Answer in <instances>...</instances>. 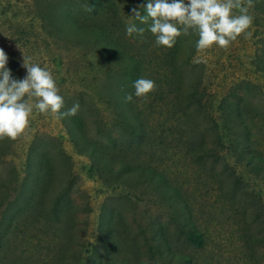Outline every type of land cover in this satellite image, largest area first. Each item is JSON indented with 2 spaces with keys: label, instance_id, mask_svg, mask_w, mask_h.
<instances>
[{
  "label": "rangeland",
  "instance_id": "374dc122",
  "mask_svg": "<svg viewBox=\"0 0 264 264\" xmlns=\"http://www.w3.org/2000/svg\"><path fill=\"white\" fill-rule=\"evenodd\" d=\"M262 1L253 0L252 25L227 48L189 46L187 68L200 75L205 89L203 107L191 111L196 125L186 126L179 114L173 115L167 104L171 98L156 101L157 107L141 115L151 132L136 154L134 137L121 125L119 99L109 94L128 84L124 62L87 31L97 19L132 55V36L122 29L132 20V0H110L95 18L82 0H0V48L9 57L12 77L26 76L23 61L50 71L64 100L60 111L78 103L73 116L80 119L75 124L66 116V126L56 114L34 109L17 139H0V181L5 184L0 200H13L23 187L19 201L8 205L6 216L20 212V220L9 231L3 227L0 264H264V170L248 165L235 151L220 110L226 97L244 106L256 154L264 159ZM135 2L146 6L147 0ZM243 3L247 6V0ZM65 13L75 14L81 35L63 25ZM177 27L184 38L197 34ZM236 94L240 100L229 97ZM76 128L81 131L72 136L69 129ZM93 145L114 163L156 169L177 190L183 207L175 197L162 198L139 175L131 174L124 184L97 175L89 154ZM43 158L51 168L27 174L28 162L36 165ZM55 203L64 209L57 219ZM161 229L172 256L160 253ZM188 229L202 235V246L190 243Z\"/></svg>",
  "mask_w": 264,
  "mask_h": 264
},
{
  "label": "trees",
  "instance_id": "16d2710c",
  "mask_svg": "<svg viewBox=\"0 0 264 264\" xmlns=\"http://www.w3.org/2000/svg\"><path fill=\"white\" fill-rule=\"evenodd\" d=\"M106 2L111 3L110 0H82V3L87 5L92 12V18L97 17L99 15L98 13L104 10ZM262 3L264 5L263 1ZM144 7L142 4L137 5L135 0H132V9H139L141 16L146 15ZM108 9H111L110 6ZM72 14L65 13V22L63 25H68L73 35H81L84 29L77 21L75 14L74 17ZM95 20L94 23L88 25V33L102 45L103 49H107L109 53L118 54L124 62V76L127 77L128 84L125 87H116V90L110 91L109 94L114 99H119L118 109L121 125L134 137L132 139V145L136 146V154L141 151L143 144H147L145 141L149 138L148 134L151 132H148L145 128V121L141 115L147 109L151 110L157 107L156 101L164 100L163 98L167 100L171 98L167 104L174 110L173 115L179 114L183 118V121L182 118L178 120L184 123V125L190 127L195 126L196 120L191 111L199 110L203 107L202 95L205 89L200 87V75L194 74L193 70L190 71L187 67L191 56L189 46H196L198 34L194 33L191 38H184L180 35L176 38V42L172 48L157 46L155 36L149 31L151 21L148 24H140L139 21L132 18V22L136 23L138 28H143L144 32L143 39L139 35L133 34L132 55H130L123 47L121 48L124 44L112 38L113 33L109 30V27L101 24L98 20L95 22ZM122 29L123 31L126 30V25H123ZM191 77L194 78L195 82L191 81ZM138 78L153 80L156 85L155 90L150 92L146 99L133 95L132 101L127 102L125 96L130 94V91L134 93L133 83ZM129 84L130 86H128ZM231 96L234 99H241L238 94L230 95L229 97ZM138 105L141 106V109L137 111ZM220 110L226 122L227 132L232 136V145L235 151L248 165H258L261 167V171L264 170V159L256 154L250 128L245 121L244 106L238 102H232L226 97L220 103ZM60 120L68 126V119L66 117L60 118ZM70 120L71 123L75 124L80 122V119L76 116H71ZM80 131V128H76L75 130L69 129L72 136ZM81 141L82 139L78 140L79 145L76 142V147L79 151H81ZM89 154L97 175L99 173H104L107 176L110 175L109 180H113L117 184H124L125 178H130L131 174L139 175L147 183L149 182L162 198L172 201L174 199L173 197H175L174 200L182 206L183 203L179 202V196L176 193L177 190H174L170 181L167 182L166 177L161 173H157L156 169L137 166L136 164L133 165L125 160L114 163V161L104 159L100 150L98 151L95 145L89 147ZM1 157L2 155H0ZM34 168L44 172V170L48 171L51 168V164L47 158L39 159L36 165L28 162L27 174L31 175L32 173L29 171ZM4 186V181H0V190ZM22 189L23 187L18 190L13 200L8 201L5 198L0 200V209L5 207V212H3L4 210L2 213L0 212V252L4 249L3 236L4 232L6 233V231L3 232V227H7L9 231L10 225L20 220V212H17L18 214L12 218L6 216V213H8V205L10 203L14 204L19 201ZM167 189L170 190L168 194L165 192ZM64 208L67 209V206H64ZM62 210H64L62 206L55 203L52 206L53 218L57 219ZM120 222H122V219H120ZM186 237L190 243L196 246L203 245L202 235L193 229L187 230ZM159 246L163 249L160 250V253H165L170 256L174 255L172 246L168 242L166 232L163 229H161Z\"/></svg>",
  "mask_w": 264,
  "mask_h": 264
},
{
  "label": "clouds",
  "instance_id": "9594fccd",
  "mask_svg": "<svg viewBox=\"0 0 264 264\" xmlns=\"http://www.w3.org/2000/svg\"><path fill=\"white\" fill-rule=\"evenodd\" d=\"M253 7V0H147L141 16L140 10L133 8L128 16L140 24H148L149 31L155 36L157 46L172 48L176 38L181 35V25L186 33L193 29L198 34L196 48L204 50L213 44L227 48L230 42L237 39L253 23V16L249 8ZM233 9L239 14L234 15ZM143 28L129 20L126 24V35L137 34L143 39ZM250 36L251 33H248ZM9 57L0 48V139L15 140L29 126V117L35 109L39 113L56 114L57 118L73 116L79 109L75 103L67 112L60 110L64 100L58 94V88L50 71L38 64L23 61L26 76L15 79L6 67ZM155 82L151 79L138 78L133 83L134 93L127 94L125 100L132 101L133 95L147 98L155 90ZM26 97L34 98L32 100Z\"/></svg>",
  "mask_w": 264,
  "mask_h": 264
}]
</instances>
